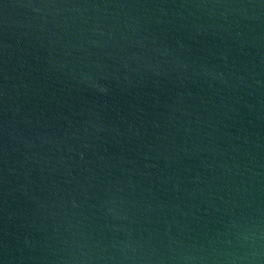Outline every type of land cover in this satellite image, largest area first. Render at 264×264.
<instances>
[{
	"label": "water",
	"instance_id": "1",
	"mask_svg": "<svg viewBox=\"0 0 264 264\" xmlns=\"http://www.w3.org/2000/svg\"><path fill=\"white\" fill-rule=\"evenodd\" d=\"M0 264H264V0H0Z\"/></svg>",
	"mask_w": 264,
	"mask_h": 264
}]
</instances>
